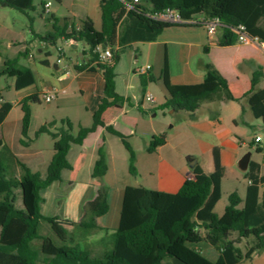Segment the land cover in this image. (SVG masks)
Masks as SVG:
<instances>
[{"label":"crops","instance_id":"1","mask_svg":"<svg viewBox=\"0 0 264 264\" xmlns=\"http://www.w3.org/2000/svg\"><path fill=\"white\" fill-rule=\"evenodd\" d=\"M53 1L58 5L53 7ZM53 1L41 0V13L40 16L38 14L37 25H35L37 21L35 16L30 14L36 12L35 5V9L29 10L28 13L22 12L30 16L31 37L26 38L22 34L23 41H21L19 35H14L15 32L12 31L16 38L9 37L10 47L14 48L16 55L18 54L19 63L29 68L22 77L11 78L6 88L0 87L2 96L0 106L3 101L13 104L9 114L0 124V157L2 154L5 156L8 163L4 165L7 170H11V176L8 178L12 180H20L23 177V165L41 173L43 177L46 175L54 155V138L47 132L37 134V130L43 124L54 122L51 128L57 129L62 125V120L69 119L73 124V132L77 123L80 126H91L93 115L104 96L105 81L101 69L95 63L83 70L76 68L90 57L89 47L84 41L59 39L56 46H49L34 35H44L52 29V22L45 16L47 12L44 6L47 2H51L49 11L51 16L68 17L79 24L81 16L87 14L93 19L96 28L101 29V0H97L95 4L99 8L95 13L96 17L90 11L91 0ZM6 8L8 7L0 5V15L5 13ZM57 14H60V17ZM1 24L0 22V31ZM219 40L210 37L203 25L171 26L154 41H138L123 48L121 57L115 65V82L117 92L128 100L109 105L101 117L106 124L112 125L128 137L136 154L138 174L134 176L129 171L130 154L121 138L102 125L89 132L81 144L72 143L68 153L72 168L63 171L62 179L54 181L41 190L43 201L40 206L44 216L58 217L54 222L41 221L40 227L43 223H47L55 232L54 227L62 223L68 234L39 232L41 237L34 241L40 248L39 260L43 261L44 257L55 255L64 244L77 243L94 256L108 251L111 245L104 242V237L109 234L103 236L104 234L98 232L114 230L118 227L126 186H141L175 193L185 180L193 175L190 166L193 160L206 173L214 171L215 147L220 148L225 166L224 177L227 171H234V165L239 167L241 152L247 145L245 138L247 128L256 127L254 120L263 123L261 118L254 117L245 93L251 88L253 72L260 68L264 71V51L259 47L237 42L223 46L219 44ZM52 49H57L59 52L56 58L52 55ZM132 49L135 55L128 63L125 58L126 53ZM0 55L1 67L2 60L8 56L1 52ZM59 57L61 61L57 62ZM208 62L219 69L228 80L235 97L240 100L205 102L195 111L193 117L187 111L171 114L178 117V121L168 128L166 125L170 120L166 119V114H163L162 119L155 120L158 113H149V110L165 102L166 91L160 81H149L144 86L143 75L136 72L137 67L151 64L152 69L144 75H159L164 64L167 63L171 82L183 83L201 78L204 66ZM136 76L140 77L138 81ZM53 87L64 89L65 92L59 93L51 108L50 105L54 100L45 101L49 112L44 121H40L35 114V105H41V92ZM263 88L264 78L257 85V89ZM11 92L12 95H9ZM148 92L153 94V101L145 98ZM30 96H36V101H28L31 108L28 134L35 132V138L30 137V143L26 142L24 145L21 139L20 142L16 140V131L22 135L24 116L22 103ZM139 106L146 113H143ZM243 109L244 113H242ZM163 133L167 135L166 142L154 151H148L152 138ZM258 134L256 133L255 136ZM43 135L52 137V146L49 148L38 146ZM255 136L251 137V141ZM137 143L140 144V151ZM255 144V147L260 146L259 143L255 142ZM101 145L105 149L108 170L103 177L94 178L92 172ZM257 153L259 154L257 159H253L251 153V160L260 163L264 170V152ZM239 169L245 174V170L240 167ZM248 184L247 179L243 192H238L242 198L245 197ZM100 186L107 188L108 212L96 217L97 227L90 229L89 233L84 230L74 233L69 231V228L76 226L84 216L86 202L92 201L95 208L99 206ZM263 189L264 187L261 188V192ZM17 193V205L19 206V198L23 205L20 188ZM252 238L236 243L243 255L254 244V239L250 242ZM200 246L202 252L210 259L215 261L219 258L220 251L208 242H202ZM245 263L264 264V250L254 253L250 258L244 257L238 264Z\"/></svg>","mask_w":264,"mask_h":264},{"label":"trees","instance_id":"2","mask_svg":"<svg viewBox=\"0 0 264 264\" xmlns=\"http://www.w3.org/2000/svg\"><path fill=\"white\" fill-rule=\"evenodd\" d=\"M129 4L133 7L129 8ZM0 5L28 13L35 9L33 0H0ZM102 27L97 29L93 19L83 14L79 24L68 17L51 16L52 29L44 35L34 34L49 46H56L59 39L84 41L89 47V60L77 65L83 70L95 63L102 71L105 87L104 96L93 115L91 126H80L78 134H73V124L69 119L55 131L54 122L43 124L37 134L47 132L54 138V155L46 175L24 166V175L20 180L9 179L6 166L0 157V264H37L40 248L34 241L39 239L41 221L54 222L58 217H46L41 213V190L56 180L62 179L63 171L71 169L68 153L72 143L83 142L86 135L99 125L121 138L129 151V171L136 176V154L128 137L102 120V113L109 105L128 100L116 90L115 65L119 61L124 47L138 41H154L171 26H191L202 24L173 23L155 19L152 15L167 7L176 8L181 15L190 19L198 14L206 18H217L223 23L219 44L223 46L236 43V34L232 28L244 24L251 35L264 39V0H101ZM106 44L112 51L110 61L100 59L97 48ZM1 56V55H0ZM29 68L19 63V56L4 58L0 67V77H22ZM264 78L262 68L253 72L251 88L245 93L255 118L264 123V88L257 85ZM149 81H160L166 91V100L159 106L162 109L190 112L205 102L220 100H240L236 98L219 69L211 62L204 66L201 78L189 82L172 83L167 63L159 75H143L145 86ZM0 99H2L0 93ZM29 100L22 103L24 113L22 134L27 135L31 121ZM13 104L3 101L0 106V124L5 120ZM143 113L146 111L139 106ZM244 113V109L242 111ZM238 122V120H235ZM166 133L155 135L148 146L154 151L166 142ZM23 143H26L21 139ZM255 143L253 139L251 145ZM258 152L264 148L257 146ZM215 169L206 173L199 164L191 170L193 178L185 180L175 192H164L141 186H126L120 221L111 234L110 249L104 254L94 256L77 243L64 244L52 256L43 258L45 264H238L244 257L264 250V170L261 164L250 160L245 172L249 180L245 197L234 191L222 215L215 212V206L222 196V180L225 166L220 148L213 150ZM108 170L104 146L98 149L92 176L103 177ZM20 188L23 205H17V190ZM99 206L92 201L85 204V214L77 223L84 229L97 227L96 217L109 210L106 186L98 190ZM241 205V206H240ZM203 230V232L201 231ZM64 231L67 230L64 228ZM236 233V237L233 235ZM253 237L254 244L246 254H242L236 243ZM208 242L220 251L219 258L212 260L201 249V243Z\"/></svg>","mask_w":264,"mask_h":264},{"label":"rangeland","instance_id":"3","mask_svg":"<svg viewBox=\"0 0 264 264\" xmlns=\"http://www.w3.org/2000/svg\"><path fill=\"white\" fill-rule=\"evenodd\" d=\"M90 2H91L90 11L93 13L94 17H96L95 13L97 12V10H99L98 6L95 5L97 3V0H91ZM33 4L36 6L37 10L35 13H33V14L30 13V14L35 16V19L37 20L35 25H37L38 24V17L40 16L39 13H41V11H40L41 10V0H33ZM57 5H58V3L56 1H53V7H55ZM4 10H6V11H4L5 13H1V15H0V22L2 23L1 24L2 29L0 31V52L3 55H6L10 58H15V57H18V54L16 55L14 53V48L10 47L9 37L16 38V36L19 35V37H20L19 39L21 41H23V38H21L22 34L26 38L31 37V33L29 31V24H30L31 20H30V16L28 14L22 13L19 10H16L14 8L8 7ZM38 14H39V16H38ZM51 15L52 14L50 12L45 13V16L48 18H50ZM57 16L60 17V14H57ZM11 31L15 32L14 35H16V36H14L11 33ZM141 48H142V46H141ZM51 51H52L53 57L56 58L58 56V53H59L58 50L52 49ZM134 55H135V51L133 49L130 51H127L126 57H125L126 61L129 63L130 60H132ZM142 61L143 60H140V62H142ZM173 65L176 67L175 64H173ZM139 78L140 77L136 76L137 81L139 80ZM10 81H11L10 77H8L7 75H2L0 77V87L6 88L8 82H10ZM9 95H12V92ZM54 104H55V99H54V101H52L50 108L52 106H54ZM47 108H48V106H47V104L43 98L41 99V105L40 106L35 105V108H34L35 114L39 117L40 121H44L45 116L48 115L49 111ZM161 109L162 108H159V106H158V107L150 109L149 113H155V112L158 113V115L155 117V120L162 119L163 114H166V119L170 120V122H168V124L166 125L167 128L170 127L171 125H173L174 122L178 121V117L172 116L170 114L169 109H164V110H161ZM254 122L256 124L255 128H252V129L247 128V134L245 136V138L247 140V145L242 150L240 158L242 156H244L249 151L252 153L253 159H257L259 156V154L257 153L258 151L256 150V147H255L256 144L254 143L253 145H251L250 142H251V137L252 136L254 137L256 133H259L261 135L264 134L263 123L260 120H254ZM79 126L80 125H78V123H77L75 128H74L75 131L74 132L72 131L76 135L78 134ZM51 129L54 131L56 130L54 128H51ZM16 133H17L16 134V140L18 142H20L19 139H23L25 142L30 143V137L33 139L35 138V132H31L30 134H27V135H23V134L20 135L19 132H17V131H16ZM117 140L120 143L119 139H117ZM51 143H52V137H50L49 135H43L41 137V139L39 140L38 146L44 147V148H49L50 146H52ZM22 144H24V143L22 142ZM24 145H26V144H24ZM136 145L140 151V144L137 143ZM1 159L5 165L8 163L3 154L1 155ZM233 170L234 171H227L228 173L222 181V196H221V199L219 200V203H218V205L216 207V211H215L218 215H222L225 206L229 202L228 198H229L230 193H232L234 191L240 192V193L243 192V189L247 183V179L245 177L244 172L241 171L238 166L234 165ZM10 173H11V170L8 169L6 171L7 177L11 176ZM20 197H22V193L20 194ZM18 204H19V206H22V200H20V198H19ZM54 228H55V232L52 231L53 229L51 228L50 225H48L47 223H43L41 227L39 226V232L42 234H55V233L56 234L57 233L68 234V231L64 233L65 226L62 223L57 224ZM83 230L87 231V233H89V231H90V229L87 230V229H84L82 227H79L78 225L71 226L69 228V231H71L73 233L77 232V231L82 232ZM114 230H108L107 229V230L99 231L98 234H104L103 236H106L105 234H109L106 237H104L105 239L103 238L104 242L105 243L107 242V244H109V242L111 240L110 234H112L114 232ZM201 231L203 232V230H201ZM95 234H97V233H95ZM234 237H236V233L234 234ZM251 240L253 241V238L250 239V242H252ZM246 247H247V245H246ZM95 256H97V255L95 254ZM37 264H45V263L43 261L39 260Z\"/></svg>","mask_w":264,"mask_h":264},{"label":"built area","instance_id":"4","mask_svg":"<svg viewBox=\"0 0 264 264\" xmlns=\"http://www.w3.org/2000/svg\"><path fill=\"white\" fill-rule=\"evenodd\" d=\"M140 1L141 0H133V3H138ZM50 5L51 2H47L45 4L44 9L46 12L50 11ZM128 6L129 8L133 7L131 4H129ZM152 16L155 19L161 21L173 22V23L202 24L203 26H205L210 37H212L213 39H217V38L220 39L221 37L223 23L217 18H206L204 15L198 14L197 16H194L190 19H186L181 15L178 9L171 7H167L164 10L153 14ZM232 31L236 34L237 43L253 45L261 48L264 51V39L259 35H251L248 32L246 25L239 24L233 27ZM97 51L99 53L100 59L102 60L110 61L113 56V53L108 46H106L105 48H103V46H100L97 48ZM60 54L62 55V53ZM60 61L61 58L59 57L57 62ZM151 69H152L151 64L140 65L137 67L136 72L140 75H144L150 72ZM61 91L65 92V90L61 88H57V87L49 88L41 92V97L44 99V101L51 102L52 100L57 98V96ZM145 98L149 101L154 100V96L151 92L146 93ZM254 140L256 143H259L260 146L264 148V134L256 135ZM193 176L194 175H191L190 178H193Z\"/></svg>","mask_w":264,"mask_h":264},{"label":"water","instance_id":"5","mask_svg":"<svg viewBox=\"0 0 264 264\" xmlns=\"http://www.w3.org/2000/svg\"><path fill=\"white\" fill-rule=\"evenodd\" d=\"M107 45L104 44L103 45V48H105ZM176 112L174 111H170V114H175ZM251 160V152H247L244 156L241 157V159L239 160V167L242 169V170H247L248 167H249V162ZM196 161L193 160L191 163H190V166L193 167L195 165Z\"/></svg>","mask_w":264,"mask_h":264}]
</instances>
